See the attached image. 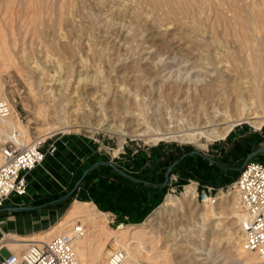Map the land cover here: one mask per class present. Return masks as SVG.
Wrapping results in <instances>:
<instances>
[{"label": "bare ground", "instance_id": "obj_1", "mask_svg": "<svg viewBox=\"0 0 264 264\" xmlns=\"http://www.w3.org/2000/svg\"><path fill=\"white\" fill-rule=\"evenodd\" d=\"M17 1L20 3V8L18 9H21L22 18L27 25L29 23L25 15L27 12L29 14V11H31L33 15V24L36 27L38 25L42 26V24L45 23L43 22V14L45 11L49 13L52 10L57 12L55 24L59 25L61 21H64L65 25L75 26V23L77 24L76 21L79 20L77 17L82 15L65 14L66 10L69 12L76 6L77 9L81 11V8H84L87 2L92 0H57V3L49 5L50 8L47 3H45L47 1L44 0ZM17 1L16 4L18 5ZM197 1L202 3L200 6H202V10L207 11V14L208 11L211 13V9L214 8L216 11L214 12L213 10V12L216 14L218 11L220 17L224 16L223 10L225 13V9L227 10L228 6L229 9L233 7L231 5L238 6V9L245 8L246 13L243 11L244 14H242V12L239 13L238 10V13L231 16L234 26L231 25L232 29L224 27L220 32L227 34L228 31L231 30L234 37L240 40L243 46L248 47V52H251L253 49V47H250L253 44L251 43L253 40L252 36L256 35L258 31L264 30V0H256V2H254L257 3L260 8L255 7L253 1L248 0H230L231 2L228 0H113V5L111 6L112 18H121L128 23V26H135V28L137 27L138 30H141L142 34H145L143 33L144 30L148 31L147 40L150 43L156 41L159 42V44L180 46L185 42L186 37H188L190 40H197L203 44L201 48L205 56L202 55L204 57H199L197 60L190 61L191 59L178 58L175 56L165 58L159 54V51L156 52L153 57L152 54L146 57L142 55L106 57L100 51L97 57L87 59L82 57L79 48L78 52L80 54H78V56H80L82 68L74 70L73 64L71 63L69 65V69L74 70L76 76L74 80L75 85L71 88L74 89L77 84L81 83L89 91L79 98L81 102L72 104L73 108L66 115L67 120L65 126H84L90 129L114 133L120 138V142L123 141V137L126 134L135 137H147L148 140H181L190 142L202 136L209 140L223 138L235 124L241 121H247L256 127L264 123V119H261L264 115H261V113L259 114L257 109H255V103L249 99V92L252 86L246 76L249 74L245 72L246 66L241 63L242 59L239 60L236 54L231 56L230 61L227 57V60L221 58L220 50L223 46V39L221 38V40L218 38L219 31L215 29L217 27H213V22L201 26L198 20H196L198 22H193V20L190 22L188 19H185L184 13L186 14L187 12H194L195 10L201 9H195L198 3L196 4L197 6L194 3ZM12 2L13 0H0V4H3V7H8ZM4 9L6 10L7 8ZM207 14V19H209L210 14ZM200 15L203 16L202 13ZM200 15L197 17H200ZM192 17H194V15ZM192 17L190 16V19ZM215 17L216 15L213 18ZM94 18L98 21L97 17L94 16ZM183 18L185 20H183ZM41 26H39V28ZM58 28L59 27L56 26L50 36L48 35L51 42L57 46L59 52H63L62 54H64V52L66 53L65 50H67V52L76 53L77 51L72 46L73 40L82 43L81 37L83 36H74L66 33L61 34ZM207 28L209 30H207ZM36 30L37 28H35V31ZM207 31H209V35L206 34ZM35 35H37V38L47 36L43 31L38 30ZM110 38H112V36H110ZM45 39L49 40L48 38ZM114 40L116 39L114 38ZM259 43L260 45L264 44V34L262 33L259 35ZM143 48V46L137 44L129 49L140 51ZM254 48L256 49V47ZM240 51H242V49ZM251 57H255V60L251 61ZM251 57L248 59L249 62H246H248V65H251L250 67H256L254 71L252 68L249 70L250 73L251 69L255 73V69L258 67L259 54H254ZM7 60L11 59L9 58ZM260 62L261 60L259 64ZM14 64L17 71L20 73L25 71L29 72L31 68L33 69L36 66L35 64L30 65V62L23 61ZM7 66L6 64V68ZM259 67V69L262 70L261 66ZM37 71H39V69ZM81 71L86 72L84 77H81ZM248 76L251 78L250 75ZM147 77H150V79ZM251 81L254 83L253 80ZM63 83L65 82H62V84ZM252 88H254V86ZM142 90L151 91L152 96L149 98L144 97L145 95L143 96L141 93ZM182 93L189 94V98L187 99L183 96L185 99L184 103L181 100ZM0 98L5 99L4 85L1 79ZM163 101L166 103L173 102L174 105H179V113L175 111L180 115V121L177 124L172 125V122L176 121L173 120L172 114H168V116L165 117L160 113L162 110L157 111L159 105H161ZM149 105H151L152 108L153 106L155 107L153 108V113L148 111ZM84 117L89 118L84 124L77 121ZM92 119L93 121H91ZM117 121L119 123H117ZM180 123L183 125H180ZM122 124L125 125L126 129L128 127L133 128L129 131H125V128H122ZM5 130L11 132L12 134L11 136L9 135V137H12L19 144H28L26 142L28 137L27 127L21 124L17 112L14 109H11L7 117L0 118V131L2 132ZM53 130L56 129L49 127L42 135L46 136ZM13 132L15 133L14 135ZM3 134H5V132ZM121 146L120 143L119 149H116L115 152L120 150ZM186 186L187 187H185L180 195L186 196L189 193L191 196H194V184ZM223 192V190L217 192L216 203L203 204L201 206L197 214V219L191 220L172 230L165 229L163 227L165 224L162 225L163 223L158 226L155 224L158 227V232H160L158 234L130 224L125 226L122 224L119 225L118 230H116L117 232L114 233V230L112 231L104 226L103 222L105 219L103 221V213L96 216L94 206L89 207L87 202L80 200H74L64 216L54 226L50 229L48 228V231L45 233L39 232L41 235L38 234L41 237L40 240H46V238H49L53 233L56 235L63 232L69 233L74 225L73 223L71 229L68 228L71 221L75 217H82L83 222H87L89 226L84 229V235L74 241L77 264H105L106 260H104L102 254L104 253L106 242L112 237L113 241L111 247L122 248L126 253L124 264H143L142 259L145 264H171L172 262L168 256V250H159L157 246L160 239L167 243L166 245L170 247L169 250L174 253V258L180 259V261H184L190 256L187 250L181 253L178 246L182 245L181 241L190 244L192 253L194 254L192 257H194V259L192 262L188 261L187 264H190V262L191 264L193 262L198 264H217L213 257L217 252V249H214V245L224 244L229 247L231 252V260L228 264H264V259L259 258L255 251L243 248V235L240 224L243 213L241 210L239 211L234 208L235 205L233 204V200H235V197L231 198L232 201L224 199L226 195ZM182 196L180 198L173 194H167L164 200L165 207L171 208V206H176L182 208ZM223 201L231 205L229 213L234 214L233 217L236 218V220L232 222H238L240 224L239 229L224 226L223 218H226V216L222 209ZM81 225L84 226L83 224ZM218 236L219 238H217ZM190 237H194L195 240L191 241ZM208 238L210 239V243L207 242ZM19 239L26 241L27 237H20ZM14 243L15 242H7V245H17ZM26 244L25 242V244L22 245ZM107 249L106 254H109L111 248Z\"/></svg>", "mask_w": 264, "mask_h": 264}, {"label": "rangeland", "instance_id": "obj_2", "mask_svg": "<svg viewBox=\"0 0 264 264\" xmlns=\"http://www.w3.org/2000/svg\"><path fill=\"white\" fill-rule=\"evenodd\" d=\"M16 1L17 0H13L11 5H9L8 7L5 6L3 7V4H0V69H1L0 79L4 85L5 99L11 105V109H14L17 112V116L19 117L21 124L27 127L28 130V137L26 140L27 143H29L34 139H41L42 141H44L43 142L44 148H47L48 146H53L54 149L56 150V143L59 139L65 138L67 140L69 139L77 140L88 146L91 152L97 153L98 155L97 161L100 160L109 161L113 163L115 166L122 169L124 172L133 173L132 171L129 170V168L126 165H119L117 163L112 162L111 160L115 159L119 161V159L122 157L131 158L132 155L150 152L151 150L153 151V149H156L159 152L161 158L167 159L168 161L171 162L170 165H172L175 160H177L187 152L197 151L199 153H204V154L215 153L216 148L220 145V143L224 142L227 139V137H229V135L233 133V131L236 129H241L242 131H245L247 134H258L260 137L264 138V123L256 127L255 125L250 124L247 121H241L235 124L232 127V129L223 138L209 140L206 137L202 136L190 142H184L181 140H156V139L148 140L147 137H143V136L135 137V136H131L130 134H126L124 136L125 138L123 137V141L120 142V138L114 133H109L103 130L90 129L84 126H72V127L65 126V122L67 120L66 115L73 108L72 104H74L75 102H81V99L79 98L85 95L86 92L89 91L81 83L77 84L76 88L74 89L71 88L73 87V85H75L74 80L76 79V76L74 70L75 69L78 70L82 68L80 62V56H78V54L81 53L82 57L87 59L92 57H97L100 51L106 57L138 56V55H142L146 57V56H151V54L153 57L155 56L156 52L160 51L159 54L165 58H170L175 56L178 58L191 59L190 61H193V60H197L199 57L202 58L205 56V53L201 48L203 44H201V42L197 40L194 41L190 40V38L188 37H186L184 42L187 45L183 43L180 46H174V45L170 46L167 44H161V43L159 44V42L156 41L150 43L147 40L148 31L144 30L143 33L145 34H142L141 30H138L137 27L135 28V26H131V25L130 28V26H128V23L122 20L121 18L118 17L116 19L112 18L113 14H112L111 6L113 5V0L88 1L85 7L81 8L83 10V11L81 10L82 12L79 11L76 6H74V8L69 12L68 10H66L65 14L70 13L76 16L78 14L82 15L80 17L79 16L77 17V19L79 20L76 21L77 24L75 23V26L65 25L64 21H61L59 25L55 24L57 12H55L54 10L50 11L49 9L50 11V12L48 11L49 13H46L45 11V13L43 14V22L45 23H43L42 26L38 25L36 27L33 24V20H32L33 15L31 14L32 12L29 11V14L27 12V14L25 15L26 16L25 18L29 23L27 25L25 20L22 18V11L20 12L21 9L20 10L18 9L20 8V3L19 1H17L18 3L17 5ZM44 1H47L45 3H47L48 6L52 5V3H57V0H51V1L44 0ZM228 1L231 2L230 0ZM248 1H253V3L256 2V0L255 1L248 0ZM194 4L195 5L197 4L199 6L198 7L196 5L197 7L195 9L202 7L200 6L202 5L200 1H197ZM253 5L257 8H260L257 5V3H254ZM231 6H233L232 7L233 9L232 8L229 9L228 6L227 8L228 11L225 9V13H224L223 10V15H224L223 17H220L218 11L215 14L214 12L216 10L214 8L211 9V13L210 11H208V14H210L209 19H207L206 16L207 11L202 10V8L198 9L201 11L195 10L194 12H187L186 14L184 13L183 15L185 19H188V21L190 22H192V20L193 22L199 21L198 23H200L201 26H204L209 22L211 23L213 22L212 23L213 27L214 28L217 27L215 29L219 31L218 38L223 39V40L221 39L223 41V46L222 49L220 50L221 58L224 60L225 59L227 60V58H229L228 60L230 61L231 56L233 54H236L239 57V60L242 59L241 63L246 66L245 72L246 73L248 72L249 74L248 73L247 74L251 76V78H249V76L246 75L247 79L249 80L251 86L252 87L254 86V88L251 87V90L249 92V97H250L249 99L255 103L256 105L255 109H257L259 114L261 113V115H264V102H262L264 101V47H262L264 46V44L260 45L259 43V35L261 33L264 34V30L258 31L257 34L254 35L256 37L252 36L253 40L251 41V43L253 44L252 46H250L253 47L254 49L251 50L252 53L248 52L249 51L248 47L243 46L240 40L234 37L231 30H229L227 34L220 32V30L224 27L232 29L233 24H232L231 16L235 13H238V10L239 13L242 11L246 13L245 8L238 9L237 8L238 6L236 5H231ZM4 8L7 9L5 10ZM243 12L242 14H244ZM201 13L203 16L200 15ZM197 14L200 15V17H197L198 16ZM44 15H45V19H44ZM185 15L187 16V18ZM189 15L191 17L194 15V17L190 19ZM213 15L214 16L216 15V17L213 18L214 17ZM94 16L98 18V21H96ZM197 18H199L200 20ZM185 19L183 18V20ZM39 26L41 27L39 28ZM56 26L59 27L58 30L61 31V34L66 33L70 35L72 34L74 36H79V35L80 37L83 36L81 37L82 43L73 40L72 46L77 51L76 53H72L70 51L67 52V50H65L66 53L64 52L65 54L64 55L62 54L63 52H59L57 46L53 42H51L48 35L50 36V34L53 32ZM120 26L123 28H121ZM71 27L72 28L75 27V28L72 29ZM35 28H37L38 31H43L47 36L42 38H37V35H35L37 30L35 31ZM76 28L79 31H77ZM207 30L209 29L207 28ZM206 34L209 35V31H207ZM110 36H112V38H110ZM45 38H48L49 40ZM114 38L116 40H114ZM137 44H140L144 48L140 51H133L129 49L130 47L135 46ZM254 47H256V49ZM79 48H80V53L78 52ZM241 49L242 51H240ZM246 54H248L249 56ZM250 54L252 55L259 54V61L261 60L260 64L259 61L257 60L258 70L255 69L256 74L253 72L254 68L256 67L254 66L250 67L251 65L247 64L249 62L248 59H250V57L252 56ZM9 58L11 60H7ZM252 60L254 61L255 57H251V61ZM19 61L30 62V65L35 64L36 66L33 69L31 68L30 69L31 71L29 72L25 71L23 73H20L17 71L16 66L14 64ZM71 63L73 64L74 70L69 69L70 68L69 65ZM6 64L8 65L7 68H6ZM259 66H261L262 70L259 69L260 68ZM2 68L5 70H3ZM250 68L253 69V71L251 69V73L249 71ZM38 69L39 71H37ZM81 72H82L81 77H84L86 75V72L83 71ZM147 78L150 79V77ZM251 80H253L254 83ZM62 82L65 83L62 84ZM144 91L145 90L141 91L142 95L143 96L145 95L144 97L149 98L152 96L151 91H145V92ZM188 95L189 94L182 93L181 100L183 101V103L185 102L184 101L185 99L189 98ZM183 96L185 97V99ZM149 106L150 109L148 108V111H151V113H153L154 111L153 108L155 107L153 106L152 108L151 105ZM111 108H115V107H111ZM160 110L164 112L163 113L161 111L160 113L165 117L168 116V114H172L173 120L174 121L176 120L175 122H172V125H175L180 121L179 120L180 115L178 114L179 113L178 104L174 105L173 102L166 103L165 101H163L162 104L159 105L157 111ZM175 111L178 113H176ZM88 119L89 118L84 117L82 119H78L77 121H80L81 124H84V122H86ZM261 119H264V117H262ZM91 121H93V119ZM117 123L119 122L117 121ZM180 125L183 124L180 123ZM47 127L48 128L53 127L56 130H53L46 136H43L42 134H44L45 131H47L48 129ZM123 127L125 128L124 124H122V128ZM132 128L133 127L131 128L128 127L127 129L125 128L124 130L129 131ZM2 132L3 133L5 132V134H3ZM2 132L0 131V143L5 142L8 139L9 135L11 136L12 134L11 132L6 130ZM120 143L122 145L121 149L115 152L116 149H119ZM117 177L123 179L125 183L129 182V180L123 177L122 174L118 173L117 171H112L107 166L104 167V170H100V169L93 171L92 169L87 170L83 175H81L80 179L76 182L71 194L73 193L74 190L77 189L78 186L82 185V183H85V185H88V187H90V191H89L90 197L88 199L78 198L76 196L72 197L69 195L62 200H57L56 202L62 201L61 204L55 206V210L51 211L49 216L48 215L45 216L44 218L45 223H43L41 227L34 230L26 231V233H16L14 231L13 233L8 232V238L3 239V243L7 241L21 243L23 241L19 239L20 237L21 238L27 237V240L25 241L27 244L33 241H43V242L48 241L56 234L55 233L51 234L49 238H46V240H40L41 233L39 232L45 233L46 231H48L47 230L48 228L50 229L52 226H54L64 216L70 203L76 198L77 200L87 202L89 204L88 205L89 207L94 206L95 209L94 212L96 216H99L101 213H103L104 214L103 221L105 219V221L103 222L104 226L112 231L114 230L113 231L114 233L117 232L116 230H118L119 225L122 224L125 226L127 224H130V225H135L138 228H142V229L144 228V230L153 232L154 234H158L160 233L158 232V227H157L159 224L163 223L162 225L165 224L163 226L165 229L172 230L179 227L180 225H184L189 221L198 218L197 214L203 203L197 201L194 198V196L193 195L191 196V194L189 193L186 196L180 195L184 191L185 187H187L186 185H190L189 182L179 183L171 187H167L165 189L159 191H153V192H151L148 189H145L143 186L141 187L139 184H134L135 190L133 188L128 189L126 185L121 184L122 187L120 188L125 187L124 189L125 192L123 191V189H121V192L125 194L123 201L124 203L122 202L123 203L122 207H124V204L127 205V203L131 201L132 199L131 194H135L136 211L131 215L127 213H125V215L118 214L117 211H113L111 209L113 199H111L110 196L112 192L113 184L116 186V188H118L117 182L115 183L114 180ZM236 177H237V173H234V177L231 179V181L228 182L226 186H224L223 193L226 195L224 199L227 200L229 199L230 201H232L231 198L235 197V200H233L234 201L233 204L235 205L234 208L240 211L237 191L233 188L231 189L227 188V186L231 184L236 179ZM106 190H108L109 193ZM69 192L70 191L65 190L62 196L66 195ZM167 194H173L180 198L182 196L183 207L178 208L176 206L175 207L171 206L170 208L166 206L167 207L166 209L164 205V200ZM16 198L17 197L15 196L9 197L4 202L3 206L0 207V209L4 207L17 206L15 203ZM230 206L231 205L228 202H224V201L222 202V209L224 211V215L226 216V218H223L224 226L230 228L234 227L235 229L236 228L239 229L241 223L239 224L238 222H232L236 220V218L233 217L234 214L229 213ZM15 215L16 212L13 210H0V220L1 217L12 216L11 220L15 221L16 219ZM77 222L83 224L84 229L87 228V226H89L87 222H83L82 217L80 218L75 217L71 221V224H69L68 228L71 229L73 223L75 224ZM190 238L191 241L195 240L194 237H190ZM217 238H219V236ZM112 241H113V237L109 238L108 241L106 242L104 248L105 254L104 253L102 254L104 260H106V257L108 255L106 254L108 250L107 248H111V250L113 249L111 247ZM207 242L210 243L209 238L207 239ZM27 244L20 246L11 245L10 247L14 253H20L27 246ZM166 244L167 243H165L163 240L160 239L157 246L159 250H168V256L173 264H187L188 261L192 262V260L194 259V257H192L194 254L192 253L190 244L181 241V244L183 246L182 245L178 246V248L181 250V253H183V251L185 250L189 252L190 257L185 259L184 261H180V259H175L174 253H172L169 250L170 247L167 246ZM214 247H215L214 249H217V252L215 251L216 254H214L213 257L215 258L217 264H228V262L231 260L230 258L231 252L229 247L226 244L217 245V246L214 245ZM142 263L145 264L143 262V259H142ZM163 264H167V263H163ZM192 264H198V263L193 262Z\"/></svg>", "mask_w": 264, "mask_h": 264}, {"label": "crops", "instance_id": "obj_3", "mask_svg": "<svg viewBox=\"0 0 264 264\" xmlns=\"http://www.w3.org/2000/svg\"><path fill=\"white\" fill-rule=\"evenodd\" d=\"M43 149L46 148L43 147ZM205 156L214 157L212 158L214 161L208 160ZM97 158V153L91 152L84 143L73 139H59L56 143V150L54 149L52 153L46 151L43 161L27 173V193L17 196L15 200L17 207H23L13 210L16 212L15 221L11 220L12 216L1 217L3 239L8 238V232L26 233V231L41 227L45 223V216H49L50 212L55 210V206L61 204L62 201L56 202V199L62 196L65 190L72 191L81 175L89 169L104 170L107 166L129 180L130 183H125L121 178L114 179L118 188L113 184L110 196L113 199L111 208L113 211H117L120 215H125V213L131 215L136 211V196L131 194V201L122 207L125 194L121 192V189L125 192V187L120 188L121 184L134 190V184H139L151 192L187 182L195 183L198 188L208 184L218 189L226 186L234 177V173L238 175L239 169L248 158H256L264 162V138L258 134H247L241 129H236L224 142L220 143L215 153L187 152L183 154L174 161L168 179L167 171L171 162L162 159L156 149L132 155L131 158L122 157L119 159L120 162L115 159L111 160L119 165H126L133 173L123 174L107 164V161H97ZM89 191L90 187L82 183L70 196L88 199ZM106 191L109 193L108 190ZM7 242H4L0 251L2 255L13 251ZM14 244L20 246L25 244V241Z\"/></svg>", "mask_w": 264, "mask_h": 264}, {"label": "built area", "instance_id": "obj_4", "mask_svg": "<svg viewBox=\"0 0 264 264\" xmlns=\"http://www.w3.org/2000/svg\"><path fill=\"white\" fill-rule=\"evenodd\" d=\"M11 105L0 98V118L7 117ZM15 133L13 132V135ZM41 139H34L28 144H19L12 137L0 143V207L9 197L22 196L27 193L26 175L36 168L44 159L46 151L52 153L53 146L43 149ZM194 184V198L203 204L217 202V192L224 190L212 185L198 188ZM238 194L239 208L243 213L241 220L242 245L264 259V162L248 159L239 169L236 179L227 186ZM0 220V251L3 248L4 232ZM84 235V228L75 223L69 233L53 236L50 240L33 241L19 253L10 251L7 255L0 253V264H77L74 241ZM126 253L122 248H113L107 255V264H124Z\"/></svg>", "mask_w": 264, "mask_h": 264}, {"label": "water", "instance_id": "obj_5", "mask_svg": "<svg viewBox=\"0 0 264 264\" xmlns=\"http://www.w3.org/2000/svg\"><path fill=\"white\" fill-rule=\"evenodd\" d=\"M192 153H199V152H197V151H192ZM208 160H211V161H214L211 157H209V156H205ZM250 158V157H249ZM248 158V159H249ZM247 159V160H248ZM246 160V161H247ZM107 164H109V165H111L113 168H115L116 170H118L119 172H121V173H123V174H125V172L122 170V169H120L119 167H117V166H115L113 163H111V162H106ZM174 165V163L168 168V171H167V179H168V175H169V172H170V170H171V168H172V166ZM167 179H166V182H167ZM71 192L72 191H70L69 193H67L66 195H64V196H61V197H59L58 199H56V201L57 200H62V199H64V198H66L67 196H69L70 194H71ZM17 208H23V207H17V206H10V207H4V208H2V209H0V210H15V209H17ZM25 208H27V207H25Z\"/></svg>", "mask_w": 264, "mask_h": 264}]
</instances>
